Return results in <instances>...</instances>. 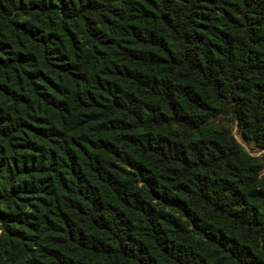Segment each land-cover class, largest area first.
Here are the masks:
<instances>
[{
    "label": "trees",
    "instance_id": "obj_1",
    "mask_svg": "<svg viewBox=\"0 0 264 264\" xmlns=\"http://www.w3.org/2000/svg\"><path fill=\"white\" fill-rule=\"evenodd\" d=\"M264 0H0V264H264Z\"/></svg>",
    "mask_w": 264,
    "mask_h": 264
},
{
    "label": "rangeland",
    "instance_id": "obj_2",
    "mask_svg": "<svg viewBox=\"0 0 264 264\" xmlns=\"http://www.w3.org/2000/svg\"><path fill=\"white\" fill-rule=\"evenodd\" d=\"M232 132H233L235 138L237 139V141H238V142H239V143H240V144H241V145H242L247 151L251 152L252 154H256V155H258V154L264 155V151H259V150L251 149L250 146H249L247 143L243 142V141L238 137V135H237V133L235 132V129H234V128H233ZM261 174L264 175V171H262Z\"/></svg>",
    "mask_w": 264,
    "mask_h": 264
}]
</instances>
